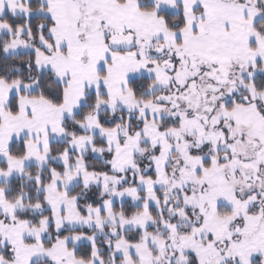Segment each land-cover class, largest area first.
I'll list each match as a JSON object with an SVG mask.
<instances>
[{
  "label": "snow or ice",
  "instance_id": "1",
  "mask_svg": "<svg viewBox=\"0 0 264 264\" xmlns=\"http://www.w3.org/2000/svg\"><path fill=\"white\" fill-rule=\"evenodd\" d=\"M0 264H264V0H0Z\"/></svg>",
  "mask_w": 264,
  "mask_h": 264
},
{
  "label": "trees",
  "instance_id": "2",
  "mask_svg": "<svg viewBox=\"0 0 264 264\" xmlns=\"http://www.w3.org/2000/svg\"><path fill=\"white\" fill-rule=\"evenodd\" d=\"M89 162L90 163L94 162V158L91 155L89 156Z\"/></svg>",
  "mask_w": 264,
  "mask_h": 264
}]
</instances>
